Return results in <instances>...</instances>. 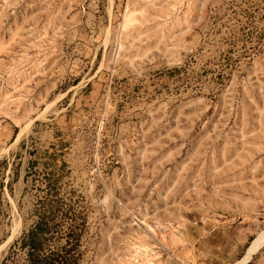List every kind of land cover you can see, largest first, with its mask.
I'll return each instance as SVG.
<instances>
[{"label":"rangeland","instance_id":"1","mask_svg":"<svg viewBox=\"0 0 264 264\" xmlns=\"http://www.w3.org/2000/svg\"><path fill=\"white\" fill-rule=\"evenodd\" d=\"M41 217L77 264L237 262L264 227V0H0V262Z\"/></svg>","mask_w":264,"mask_h":264},{"label":"trees","instance_id":"2","mask_svg":"<svg viewBox=\"0 0 264 264\" xmlns=\"http://www.w3.org/2000/svg\"><path fill=\"white\" fill-rule=\"evenodd\" d=\"M47 232L49 228L46 219L41 217L33 226L21 231L19 237L11 243L8 253L0 264H5L14 248L23 251L22 264H77L76 256L69 254L75 249V245L66 247L63 244L55 249L49 248L45 246Z\"/></svg>","mask_w":264,"mask_h":264},{"label":"bare ground","instance_id":"3","mask_svg":"<svg viewBox=\"0 0 264 264\" xmlns=\"http://www.w3.org/2000/svg\"><path fill=\"white\" fill-rule=\"evenodd\" d=\"M19 135H20V131L17 133L16 139ZM9 238H10V236H9ZM8 241H9V239L7 238V240L4 243H6ZM2 245H4V244H2ZM263 245H264V227L259 229L256 232V234L250 239V241L248 242L247 246L244 249V252H243L241 258L233 264H244V263H246L250 259L252 254H254Z\"/></svg>","mask_w":264,"mask_h":264},{"label":"water","instance_id":"4","mask_svg":"<svg viewBox=\"0 0 264 264\" xmlns=\"http://www.w3.org/2000/svg\"><path fill=\"white\" fill-rule=\"evenodd\" d=\"M251 258H252V256L250 257V259H251ZM250 259H249L246 263H248V262L250 261ZM246 263H245V264H246Z\"/></svg>","mask_w":264,"mask_h":264}]
</instances>
